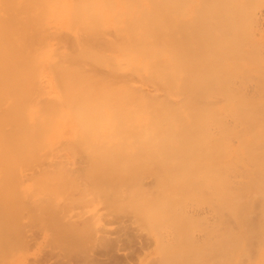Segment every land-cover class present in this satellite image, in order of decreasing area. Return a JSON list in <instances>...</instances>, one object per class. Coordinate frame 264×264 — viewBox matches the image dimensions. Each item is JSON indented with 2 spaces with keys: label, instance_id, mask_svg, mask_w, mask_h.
Masks as SVG:
<instances>
[{
  "label": "bare ground",
  "instance_id": "obj_1",
  "mask_svg": "<svg viewBox=\"0 0 264 264\" xmlns=\"http://www.w3.org/2000/svg\"><path fill=\"white\" fill-rule=\"evenodd\" d=\"M167 22H170L171 26H168L169 23ZM108 25L111 28L113 27V30L110 29V32H114V35H111V37L114 36L115 39L113 37L114 40H107L105 38L107 41H105L103 49L100 46L103 50L100 51L98 37L100 34L104 36L102 30ZM104 37H106V33ZM61 38H65L68 41L71 39L68 43L71 47H66L67 41L65 42L64 39L65 43H62ZM187 39L189 40V44L187 43ZM59 40L62 43L61 45L58 44L60 43ZM188 47L189 49L186 52L185 49ZM84 62H90V64L88 63L90 66L92 63L93 65H98L100 72V67L116 71L127 69L130 73L138 74L139 77L152 80L154 84L151 85L159 86L162 89L165 88L163 89L165 90L163 93H167L168 90V93L170 92L172 96H177L176 100L180 98L182 103L180 102L181 104L178 105L179 102H177L174 105L169 102L170 100L166 99L167 101H164L160 99L157 92L160 93L162 90L154 91L155 94H152L154 93V88H152V93H146L143 89L142 91L139 90L136 84L141 83L138 86H142L143 82L137 83L135 81L139 79H137L138 76H135V79L133 75L134 79L132 78V80L134 81L132 83L135 82L136 84L134 87L132 85L135 89L131 88L130 75L132 74L129 71L126 72L130 74V80L127 77L128 73L124 72L120 80L117 77L118 72L117 74L114 72L116 75L112 76L111 73V80H108L107 77L108 81L106 79L103 80L105 77H102L103 79L100 81L101 78L99 76L100 80L97 81L98 78H94L93 74L91 76L87 74L89 70L85 73L86 71L84 70L86 69L82 67ZM104 69L103 71H106ZM107 72L109 73L108 70ZM95 75L98 76L97 72ZM103 75L104 73L101 76ZM124 77L125 79L127 77V80H129L130 88H127L129 87L127 86V80L124 79L125 82L127 81V85L125 83L122 84ZM252 77L257 79L255 82L259 81L255 88L257 87L256 89L259 92L261 90V94L264 93L262 92L264 90V0H0V167L3 170L4 167L1 166L3 163L17 162L16 160H20L19 158L23 154V156L26 154V157L29 159L33 151V143L31 144V141L39 136L45 142L48 138L50 126L59 127L58 125L61 120L65 121V124H68L70 114L72 113L76 114L78 118L77 125L73 123L75 128H80L82 131L88 133L93 132V130L97 132L103 130L104 132L97 134L94 140L97 143H103L102 145L117 146V150L118 145L120 147V145L126 143L125 139L133 138L132 140H135V143L137 140L143 143L145 141H153L157 138L158 133L161 134L160 129H163V131L161 130L162 132L168 131L170 133L169 130L191 129L193 126L196 130L199 126L203 129L202 127L206 128L208 124L214 123L215 126H219L222 129L220 131L223 134L218 132L222 134L221 136L219 134L221 138L200 139L207 147L204 155H206L208 163L213 164L218 162L217 164H213L215 166L211 168L214 169V172L215 170H220L221 172H219L222 174L221 180L218 179L219 182L216 179L213 181L214 185L216 187L221 186L220 190L224 194V190L230 187L228 186L229 182L226 181L227 179L225 180L227 174L229 176V173H235L234 178L239 179V182H236L237 185H234L235 183H232L234 186L229 185L233 188L237 187L236 190L240 193V196L239 194L235 198H233L235 195L232 196V201L228 199V196L226 206L230 205L233 199L236 200L234 201L235 205H239L238 208L245 207L247 209L249 203L253 207L256 204L264 206V95H259L260 93L256 89L255 92L258 93H255L257 94V98L256 95L254 97L253 92L251 94L250 92L248 93L256 84L253 85L251 83ZM235 80H241V82L249 80L253 86H249V90V87L245 88L247 90L246 93L250 94V97L253 95L252 99H248L249 95L247 94L241 95V91L237 88L234 89L236 93L228 90L230 86H227V83L229 81L237 82ZM119 81H121V87L123 88L116 86ZM140 81H142L141 78ZM147 81L149 80H144V84ZM177 81L180 82L179 85ZM191 83L195 85L194 87L192 86L193 88L191 87ZM118 85L120 86V84ZM238 85L241 87L240 84ZM146 86H148L147 83ZM146 86L144 87L145 89ZM233 87L230 89H233ZM245 88L243 86V91ZM149 89H151V86ZM171 95L169 94L168 96ZM244 96L247 97L245 98ZM222 98L227 103L226 107H220L218 103V105L215 104V99L222 100ZM171 99L173 100V98ZM225 115L231 116L230 118L234 119L231 122L232 128L231 125L227 127L228 123L223 124V120L225 119V117L223 119V116ZM61 124L63 123L61 122ZM114 129H117L114 133L119 132V135H123L124 131L127 130H131L132 132H125L126 136L123 135L125 137L123 138L122 136V141L119 143V141H114L116 135L119 137L118 134H108V132ZM156 131L157 133H155ZM191 131L193 130L191 129ZM86 132L84 134H87ZM169 133H166V135H169ZM95 134H88V136L90 135L91 137ZM168 135L167 142H165H169V144L172 141H176L175 135L179 138L184 137V134L181 135V133L172 135L171 132L172 136L168 137ZM201 135L199 136L201 137ZM199 136L193 139L196 140ZM90 137L86 139V137L79 135L77 140L83 142L88 139L90 140ZM158 137L160 138V136ZM232 137H236L237 139V146L235 148L231 146L233 145L232 143H235V140L234 142L230 141ZM162 138L159 140L162 141ZM34 141L36 143L42 142ZM65 141L68 143V140ZM163 142H157L159 145L155 144L156 146H164ZM45 143L42 145H45ZM77 143L79 144V142ZM69 145L72 146V144ZM102 145L98 147L102 148ZM197 145L199 144L197 143ZM29 146L32 150L29 149ZM165 146L168 145L166 144ZM74 147L76 146L74 145ZM78 147L76 150H78ZM112 147H110L111 150L109 149V151L107 148V151H104V153L102 150L100 155L103 158L109 155V159L113 152L112 149H114ZM26 149L29 151L26 152ZM159 149L161 150L162 148H158L157 151H160ZM172 150H175V148ZM96 151L100 150L96 149ZM114 153L115 158H124L125 156L119 155L121 152L116 153L115 150ZM161 153H163L162 150ZM158 154L160 155V153ZM97 156L94 160L98 161ZM154 156L156 157L157 155L155 154ZM27 158L25 159L28 160ZM103 158H101L99 164H105L102 161H108L107 158L102 160ZM125 159L127 160V158ZM131 159L133 158L130 156L127 162L129 161L130 163ZM32 160L34 161L33 158ZM120 160H116V163ZM24 162L26 161L24 160ZM106 163L116 164L109 161ZM193 163L195 162L193 161ZM123 164L125 163L123 162ZM10 166H7V168L9 169ZM107 166L110 165L107 164ZM21 174L23 175V173ZM229 177L231 178L232 176ZM232 189L231 191H233ZM17 191L16 189L15 192ZM227 191L230 192V190ZM7 192L9 191L4 192V194H8ZM39 192L42 194L46 192V189L44 192L43 189H39ZM4 194L2 193L1 196ZM14 194L12 195L11 193L12 199L10 200H14V196H17L19 193ZM20 195H18V198L21 202L23 199L21 200L22 197L20 198ZM2 197H0V201L5 199ZM4 201L6 202V199ZM12 203L14 202L12 201ZM12 203H10L11 206L13 205ZM36 203V207H33V205L29 206V204H26L27 206L23 205H25L26 209L29 206V213L31 212L32 215L34 211H39L40 214L37 217H40L44 215L43 211L45 209L43 208H46L45 212H47V208L49 207H43L45 204L42 206L44 202H41V210L40 203L39 205H36ZM32 204L34 203L32 202ZM7 205L4 206L7 207ZM36 208L38 210H35ZM19 209H21V206ZM241 209L243 210V208ZM2 210L1 208L0 211ZM42 212L43 214H41ZM4 215H6L5 212ZM41 222L43 223V221ZM39 224V226L42 225L41 223ZM80 224L82 223L80 222ZM72 226L74 228L71 227L73 230V234H71L73 237L79 238L78 240H73V243L76 244L81 243L80 238L84 237V235H88L91 238L92 235L97 234L96 230H94L95 232L92 231L94 225L91 226V231L87 229V225L78 226L77 224L76 226L73 224ZM80 226L86 228L87 231H84L87 233L82 231L84 228L81 229L79 228ZM22 227L17 225L16 222L14 235H16V240L19 243L26 245L33 238L31 239V235L29 234V236ZM4 228H1L0 225V242ZM124 231L127 234L129 232L125 228ZM126 232H123V234ZM103 236V234L101 237L99 235L94 236L96 238L89 248L80 247L81 250L67 252L68 254L64 256L65 251L64 255H62L63 257L61 256L60 259L65 261L62 264H73L75 258L76 264H123L129 258V255L135 252L132 253L131 251L134 249L132 245H135V247L138 245L140 249L145 247V242L141 243V240H139L140 242H135V238L133 237H131L133 238L131 240L129 237L132 235L125 236L124 239L128 240L125 244H120L121 241L118 239L115 240L116 245L114 246L111 245V241L102 238ZM1 246L4 245L2 244ZM1 246L0 257L2 254ZM22 246L25 247L24 245ZM112 249L115 254H119L121 250H129L126 254L121 252L127 257L123 256L124 258L122 259H125L123 263L119 262V259L115 258V256L110 259L109 256H107L109 258H106L104 254H101L102 252L109 253ZM53 252L50 253V256L60 258L59 255H54L56 253ZM97 253L100 255L98 256ZM163 259L165 260V258ZM46 260L45 258L36 259L32 264H45L49 261ZM169 260L171 259L167 261ZM58 261H55V264H60ZM162 263L163 261H161ZM165 263L167 264V262ZM176 263H178V260ZM124 264H129V261Z\"/></svg>",
  "mask_w": 264,
  "mask_h": 264
},
{
  "label": "rangeland",
  "instance_id": "obj_2",
  "mask_svg": "<svg viewBox=\"0 0 264 264\" xmlns=\"http://www.w3.org/2000/svg\"><path fill=\"white\" fill-rule=\"evenodd\" d=\"M167 23H169L168 26H171L170 22ZM109 25L111 26V24ZM109 25L104 28L105 31L107 32L109 31L108 34L107 32L104 31V29L102 30L104 32V36L106 33V37L102 36V34H100L101 36L99 35L98 37V42H100L98 43L100 51L104 48L105 41L109 39L110 40L115 39L114 36H112L114 39L111 37V35H114L113 34L114 32L112 31L110 32V29L113 30V27L111 28ZM67 38L69 37L67 36ZM105 38L107 40H105ZM64 39L65 38H61L62 43L64 42ZM70 40L71 39H69V41L65 39V42L67 41L65 44L66 47L69 46L71 47V45L68 44ZM51 42H55V41H51ZM188 42L189 40L187 39V43ZM62 43L60 41V43L58 44L61 45ZM100 46H102V49ZM187 49H189V47L185 49L186 52L188 51ZM88 63L90 64V62ZM88 63L84 62L82 64V67L86 69L84 70L86 71L85 73H87V71L89 70L88 71L89 73H87L88 75L90 74L91 76L93 74L95 77L94 76L92 77L96 79L98 78L97 81H99L100 78H101L100 81H102L104 77L105 78L103 80H105L106 77L108 78V80H111L110 77L116 75L117 72H118L117 77L120 79L121 76H123L124 72L129 71L127 69L118 70V71L114 69L113 70L110 69L111 70L110 71L109 69L106 68L104 69L103 67H100L101 68L100 69L101 72H100L98 65L96 66V64L93 65L92 63V65L90 66ZM103 69L106 71H103ZM107 70L109 71V73L107 72ZM96 72L98 76L95 75ZM102 73H104L103 76H101ZM127 73L128 72H126V74ZM129 73L127 76L128 78L129 75L132 74L130 75L131 80L129 78L130 83L134 81L132 80L133 75L135 79H136L135 76H138L137 79L138 78L139 79L135 80L137 83L143 82L142 83L143 87L138 86L141 85V83L136 84L135 82H133L134 84L133 83L130 84L131 88H133L136 84L139 90L142 91L143 89L144 91H146V93L147 92L152 93V88H154L153 92L162 90L160 91V93L157 92V95L159 94L158 97H160V99L164 101L170 100L169 102H171L174 105H176L177 102H179L178 105L182 103L180 98H178L179 100L177 99L178 100L177 101L175 99L177 96L176 97L172 96L170 92L168 93V90L167 93L166 92L163 93L165 91L163 89L165 88L162 89L159 86L151 85L154 84L152 80L146 78L147 80H149L146 82L148 84V86H146V83L144 84V80L146 81L145 78L139 77V75L138 74L136 75L135 73L134 74L133 73L129 74ZM105 74H107V76H105ZM127 77L126 79L125 77L123 78L122 84L125 83V85L128 84L127 86H129V80H127ZM140 78L142 81H140ZM124 79L128 81L127 84H126L127 81L125 82ZM249 80L242 82L241 80L240 81L235 80L237 82L229 81V83H227V86H230L228 90H231V92L233 91L234 93H236L234 89L237 88L239 91H241V95H245V94L249 95L248 97L244 96L245 98L246 97L248 99H250L251 97L253 98V95L254 97L256 95L257 98V94L260 93L261 90L259 92L256 89L257 87L255 88V86H257V83H259V81L255 82L257 79L255 78H253V80L251 79L250 81H252L251 83H253V85L256 83L253 86L249 82ZM179 83L180 82L177 81L178 85ZM118 84H120V86ZM118 84H116V86L123 88L121 87L122 86L121 81H119ZM238 84H240L241 87H239ZM144 85L146 86V89L144 88L145 87ZM235 85L237 86L235 87ZM242 85L244 86V88L245 87L248 88L249 86L254 87L251 89L250 87L248 88V90L249 89L252 90V91L249 90L248 93L250 92L251 94V92H253L252 93L253 95L251 97L250 94L246 93L247 91L246 88L244 90L245 91L244 93ZM150 86L151 89L148 90ZM192 86L194 87L195 85L191 83V87ZM232 87L233 89H230ZM127 88H130V86ZM237 89L236 91H238ZM255 89L256 91H258V93L255 92ZM155 92L152 94H155ZM262 92H264V90H262ZM169 94L172 97L168 96ZM259 95H264V93L262 94L260 93ZM171 98H173V100ZM215 100L214 101L216 105L219 104L218 106L220 107L227 106L226 105L227 103L223 98L222 100H218V99ZM226 115L223 116V119L224 117L225 119L222 120H223V124L228 123L227 127H229V125L232 124L231 122H233L234 119L230 118L231 116L229 117ZM76 116L77 115L74 113L70 114V118H69L70 120L68 124H65V121L61 120L60 124L58 125L59 127L55 128L50 126L51 128L48 134V138L45 141L46 143L47 142L49 143V144L47 143L48 145L44 141H42V139L39 136H37L35 139L33 138L36 141H42V142L36 143L34 140L31 141V144L33 143L36 146L32 144L33 151L31 155L29 153L30 155L29 159L26 157V154L25 156H23L24 155L23 154L22 155L23 159H21L22 158L21 157L19 158L20 160H16L17 162L13 161L14 163L9 162V164L3 163L1 165L4 167L3 169L4 172L2 170V167H0L1 168L0 188L2 187L3 189V190L0 189V191L2 190L0 192V197L3 196L2 198H5L6 202L4 201L5 199L0 201L1 202L0 205L3 204L2 207H0V209L1 208L3 209L2 211H0L1 213L0 225L1 228L5 227L3 229L2 232L3 235L1 236V242H0V246L2 244L4 245L1 246L2 254L0 257V264H27V263L32 264L36 259H44V258L49 260V261L46 260L47 262L45 264H55V261L58 260H59L58 263L62 264L65 261L60 259L61 256L64 255L65 251L66 253L64 256L68 254L67 252H71V251L73 252V250L76 251L78 249L81 250L80 247L89 248L92 246L91 243H93V241L96 238L94 236L99 235L101 237L102 234L105 236V237L103 236L102 238L111 241L112 246L116 245L115 240L117 239L121 241L120 244L127 243L128 240L124 239L126 235L128 236L132 235L129 238L131 237L135 238V242L139 240H141V243L145 242L144 243L145 247L141 249L139 248L138 245H136V247L135 245H132L134 249H132L131 251L132 253L134 251L135 252L134 254L129 255V258L125 257V255L122 254V253L125 254L128 253L129 250L128 251L121 250L119 254H115L113 249L110 250L109 253L100 252L101 254H104L106 258L110 257L111 259L113 256H115V258L119 259V262L121 263H123V261L125 260L122 258L125 257L127 258V260H125L124 263H128L129 261V264H161V261H163L164 264H166L165 262H167L168 264L169 262H171V260L174 261H172L170 264H179V263L180 264H264V235H262L264 234V213H262L264 212V206H260L256 204V206L254 205L253 207L250 206L251 204L249 203V207L247 206L248 208L245 209V207L238 208L239 205H235L236 203H234V201L236 200L234 199L233 202H230L232 196L235 195L233 198L237 197L236 195L238 194L240 196V193L236 190L237 187H234L235 189L232 187L234 185H237L239 179L236 177L234 178L235 173L233 174L229 173V176H232L231 178L233 179H231L227 174L226 176L227 178H225V180L227 179L226 181L229 182L228 186L230 187L226 189L230 190V192L225 189L223 194L222 190H220L221 186L216 187L213 182L215 179L216 181L219 182V180H221L222 177L220 170L218 171L215 170L214 172L213 171L214 169L211 168L212 166H215L213 164H217L218 162L210 164L206 159V155H204L206 153L207 147L205 143H203L202 140L200 139L201 138L210 139L211 137H214L215 139L216 138L219 139L218 137H220L223 134V132H221L222 129L219 126L218 128L217 126H215L214 123H212L213 126L212 124H208L206 128L202 127L203 129H201V126H199L197 127L196 130L195 127L193 126L191 127L193 131H191V129L189 128H184L183 130H173V131L169 130L170 133L168 131L162 132L163 129H160L161 134L158 133L157 135L160 136V138L163 137L161 139L162 141L159 140L160 138L158 136L156 139L153 140L154 142L151 140V141H145L144 143L142 141L140 142L139 140H137L135 143L134 142L135 140H132L133 138H129L127 139L128 141L126 139L124 140L126 142V143L123 142L124 145H120V147L118 145V150H117L116 148L117 146L112 147V146H108L107 144H106L107 146L102 145L103 143L102 144L100 142L97 143L94 140V138L97 137V134H101L104 132L103 130H100L98 132L95 130H93L92 132L90 130L91 132L89 131L90 133H88L86 131H82L80 128H75L74 126L77 125L78 123V118ZM61 122L63 124H61ZM73 123H75V125H73ZM232 127L233 125H231V128ZM115 131H117V129L108 132V134L116 135L119 133V132L114 133ZM129 131L132 132L131 130H127L124 131L123 135H125V132L129 133ZM194 131L197 133H195ZM84 132H86L87 134H84ZM171 132L172 135H175L176 133L177 134L181 133V135L184 134L183 135L184 137L179 138L176 137L175 135L176 141H172L170 144L169 142L166 143L167 142L166 139L168 135V134L166 135V133H169L168 137L169 136L171 137L172 136ZM94 133L96 134L91 137L90 135L88 136V134L92 135ZM155 133H157V131ZM79 135L86 137V139L90 137V140L88 139L86 141L81 142V140H77ZM123 135L118 134L119 137H117L116 135V139L114 141H119L120 143L122 141L121 137ZM165 135L166 138L164 139ZM195 135H197L196 137L201 135V137L199 136V138L196 139L197 140L196 141L194 140L196 138ZM125 136H123V138ZM65 140H68V143L72 144V146L69 145ZM163 140L164 142L165 141L166 142L164 143ZM234 140L235 143H232L233 145L231 146L235 148L237 146L236 137L235 138L232 137L230 141L234 142ZM63 141L65 142L63 143ZM230 141L229 143H231ZM43 142L45 143V145H42L44 144ZM74 142L75 143L79 142V144L78 143L75 144ZM157 142L158 143L163 142L164 146L163 145H160L161 147L158 146L159 144ZM139 143H141L142 145ZM155 143L158 145L156 146ZM197 143L199 145H197ZM37 144L39 147L37 146ZM166 144L168 146H165ZM74 145L76 147L73 148ZM101 145L102 148H99ZM203 146H205L206 149ZM77 147L78 150H76ZM110 147L114 148L112 149L113 152L111 153L112 154L111 156L113 157L115 156L114 150L116 151V153L121 152L119 153V155L121 154V156L125 155L124 158L114 157L115 159L113 157L111 158L110 156L109 159L111 161L108 159L109 155L104 156V158H107L108 161L111 163L112 162L116 163V160L121 159L119 162L117 161V163L113 165L110 163H106L108 161L105 160L100 155V152L102 150L104 153V151H107V148L109 151ZM158 148H162L161 150L163 153H161L160 149H159L160 151H157ZM173 148H175L176 151L172 150ZM29 149H31V147ZM96 149L100 151H96ZM163 149L170 151L164 152ZM28 151L29 150L26 149V152ZM172 151L174 152L172 153ZM195 151L196 153H194ZM153 152L158 156V158H156L157 156L156 157L154 156L155 154ZM157 152L160 153V155ZM200 152L202 153L200 154ZM46 155L48 156L45 157ZM94 155L96 156L98 155L97 156L98 161L94 160L96 158V156L94 158ZM130 156L133 159H131L129 163V161L127 162V160L130 158ZM24 157L27 158L30 162L26 160ZM145 157H149V158L145 159ZM32 158L34 159V161L32 160ZM101 158H103L102 160L106 161V162L102 161L106 164V167L105 164L101 162H100L101 164H99ZM125 158H127V160ZM21 160L23 161L20 162ZM24 160L26 162H24ZM193 161L195 163H193ZM123 162L126 165L128 164L130 165L126 166L125 164H123ZM107 164H109L110 166H107ZM7 166H10L9 169L7 168ZM6 169H8L9 171ZM13 170H15L14 173ZM21 173H23V175ZM232 183L235 184L232 185ZM229 184H231L232 186ZM44 188L46 189V192H44L45 191ZM230 188L233 191H231ZM16 189L18 190L17 192H15ZM39 189L40 190L43 189L44 193L40 194L41 192H39ZM6 191H9L7 192L8 194H4V192L6 193ZM2 193L5 195V197L4 195L1 196ZM11 193L12 195L13 193H15L14 195H16V193H19L17 194V196H14L16 199L13 197L14 200H18V201L10 200L12 199ZM226 193L227 195H225ZM6 195H8L9 198L6 197ZM18 195H20V198L22 197L21 200L23 199V201L20 202ZM228 196H229L228 199H230L228 200V202H230L232 205L230 204L226 206ZM27 200L30 203H28ZM31 200H34L35 202ZM12 201L14 203H12ZM8 202L9 204L12 203L14 206L13 205L11 206V204L9 205ZM32 202L34 204H32ZM41 202L44 203L42 204ZM35 203L36 205H39L40 203V207L41 204L42 206L45 204L43 207L45 206L49 207L47 208V212H45L46 208H43L45 210L43 211L44 215H41L42 217L40 216L41 218L37 217L40 214L39 211L38 212L34 211L33 215L31 214V212L29 213L30 211L29 206L33 205L34 207ZM23 204L25 205L29 204V206L27 207L28 209H26L25 205ZM4 205H7V207ZM20 206L21 209L18 210ZM252 207L253 209L251 210ZM241 208H243L244 211ZM35 210H38V208H36ZM4 212L6 215H4ZM43 212L41 214H43ZM33 216H35L36 218ZM32 217L34 220L32 219ZM35 220L37 221L39 220L38 222L41 223L42 225L39 226L40 224ZM41 221H43V223ZM16 222L17 225H20V227H22V225L24 224L22 228L26 230L28 235L29 234L31 235V239L33 238V240H31L29 244L25 245L19 243L16 240V235H14ZM69 222L70 223L72 222L71 225ZM80 222L82 224H80ZM89 222L92 225H90ZM73 224L76 226L77 224L78 226L87 225V229H89L90 231L92 229L91 226L94 225L92 231L96 230L97 234H95L94 236L92 235L93 238L92 237L90 238V236H88L87 234L86 235L88 237L84 235V237L80 238L82 244L73 243L75 240L79 239L75 236L73 237L72 235L73 230L71 229V227L74 228L72 226ZM121 224L122 226H120ZM81 226L79 228L83 229L84 227ZM125 226L128 228H126ZM121 227L128 229V231L131 234L129 232L127 234V232L124 231V228ZM28 229L29 232L31 233L28 232ZM87 229L84 228L82 231L84 230L87 231ZM121 230L123 232H126L124 233L126 235H124ZM133 238H131V240ZM59 241L63 243H60ZM22 245H24L25 247H23ZM52 251H54L53 253H56L54 255L57 256L59 255L60 258L50 256V253ZM112 253L113 255H111ZM99 255L100 254H98V256ZM163 258H165V260ZM166 258L171 260L167 261L168 259ZM177 260L178 263H176ZM73 261H74L73 264H76L75 262L76 258Z\"/></svg>",
  "mask_w": 264,
  "mask_h": 264
}]
</instances>
